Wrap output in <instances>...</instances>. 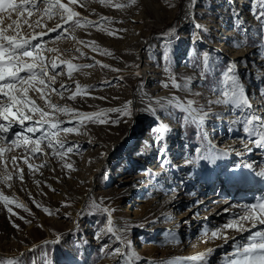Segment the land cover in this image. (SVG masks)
I'll return each instance as SVG.
<instances>
[{"label": "rangeland", "instance_id": "rangeland-1", "mask_svg": "<svg viewBox=\"0 0 264 264\" xmlns=\"http://www.w3.org/2000/svg\"><path fill=\"white\" fill-rule=\"evenodd\" d=\"M116 3L126 6L116 8ZM73 7L89 20L109 17L111 20L103 22L104 27L122 31L113 35L95 27L73 30L69 24L68 34L62 33L59 39L54 32L45 35L41 43L57 50L44 51L46 57H56L57 63L65 60L77 65H93L74 70L71 78L66 74L57 76L54 87L59 89L61 83H65L70 90L65 92L64 98L53 94L52 101L83 113L123 109L131 102L128 105L131 114L107 112L101 117L106 123L87 122L80 126L79 134L60 132L59 139L66 142V147L78 145V150L66 153L63 159L51 153L52 162L47 161L46 165L45 155L30 158V163L44 165L34 175L20 159L29 155L22 148L13 147L12 151L4 153L13 181L10 188L0 182V191L26 204L29 211L12 204L17 214L12 215L0 201V258L15 257L21 264H125L120 257L108 253L116 247L122 252L129 248L113 235L101 233L110 215L114 227L127 230L125 239L130 242L131 251L137 254L133 264H164L166 261L199 264L182 258L207 249H214L209 264H225L235 244L244 241L249 233L228 230L227 235L235 240L224 242L210 240L209 230L222 227L237 214H243L242 205L264 200V182L258 180L260 195L244 189L242 194H247V200L238 199L239 196L235 200L228 193L233 201L220 211L214 209L215 199L228 196L225 195L228 186L241 190V183L229 179L228 170L233 164H252L257 170L264 169V149L256 148L250 142L252 138L242 131L239 110L211 102L218 98L215 89L222 71L231 63L238 70L254 110L264 113V38L259 34L261 22L255 14L260 8L258 0H135L134 3L77 0ZM36 19L34 12L31 21ZM8 23L6 19L5 26ZM42 23L44 27L34 30L25 26L22 34L31 38L40 32L47 33L63 21L58 17L50 20L45 17ZM199 23L202 28L195 27ZM81 41H95L111 54L93 51ZM205 53L211 57L210 66L204 64ZM101 64L110 67L104 68ZM62 69L63 73L67 72L66 65ZM49 75L55 73L49 69ZM172 77L181 85L187 79V87H174ZM76 82L82 87L88 86L87 94L69 99L76 90ZM164 83L168 86H163ZM140 89L157 96L167 95L176 100L173 103L194 100L196 106L209 115L203 123H185L184 113L173 103L147 101L155 109V115L146 116L144 112L149 108L140 105L144 100L134 99ZM29 96L50 111L39 94L29 92ZM58 115L61 120L68 118L63 120L65 127L74 126V120L67 123L70 113ZM164 122L169 128L160 138L153 128L163 127ZM24 127L16 124L12 131L23 132ZM209 143L217 154L219 147L230 153L224 162L218 159L215 164H209L196 157V150L208 149ZM7 145L5 141L0 147ZM40 147L44 151L50 149L46 143H41ZM129 152L134 160L128 156ZM104 155H107V164L94 177L97 182L90 191L91 174L86 169L91 166L95 169ZM13 156L24 169L23 182L16 178L11 165ZM189 160L195 163L190 164ZM3 172L4 164L0 160V174ZM134 175H138L135 182L130 180ZM111 176L115 180L109 184L106 180ZM117 178L122 179L117 181ZM174 182L177 187H190L183 194L188 198L183 206H178L180 201L175 194L178 188L170 185ZM131 186H134L131 193L119 197L121 190ZM87 191L90 193L85 196ZM139 199L143 202H136ZM45 208L52 210V214L46 213ZM223 210V217L218 218ZM261 227L264 226L257 225L252 231ZM98 233L100 239H97ZM104 245L108 246L107 250H102ZM34 246L38 247L30 251Z\"/></svg>", "mask_w": 264, "mask_h": 264}, {"label": "snow or ice", "instance_id": "snow-or-ice-1", "mask_svg": "<svg viewBox=\"0 0 264 264\" xmlns=\"http://www.w3.org/2000/svg\"><path fill=\"white\" fill-rule=\"evenodd\" d=\"M100 2L111 3L112 0H100ZM128 2L134 3L135 0H128ZM76 3L77 0H67V2H64V0H0V144L8 141L7 146L0 147V160L4 164V172L0 174V182L6 184L9 188L12 187L13 174L7 171L8 161L4 159L6 151L10 152L15 147L22 148L25 153H28L29 155H25L20 159L23 160L24 164L28 165L29 173L34 175L44 165H34L29 162L30 158L47 155L40 147L41 143H46L47 147L52 149L53 156L63 159L66 153L78 150V145L66 147V142L59 139L60 132L79 134L80 126L87 122L106 123L107 120L101 117L105 116L107 112H120L122 115L131 114L128 110V105L131 102H127L123 109H105L98 113H83L71 109L68 105L61 106L52 101L51 97L53 94L64 98L65 92L70 90V86L65 83H61L59 89L54 87L57 76L66 74L71 78L74 70L92 67L93 65H77L65 60L57 63L56 57H46L43 54L44 51L54 52L57 50L46 48L41 43L43 37L54 32L56 33L55 38L59 39L62 33L68 34L67 26L69 24L72 25L73 30L77 27H95L113 35L117 31H122L104 27L103 22L110 21L111 18L109 17H101L99 21L82 17L73 7ZM258 3L260 8L255 10V14L256 18L261 22L259 34L264 38V0H258ZM125 6V4L121 3L114 4L116 8H123ZM34 12L37 14V19L33 22L31 18ZM13 14H15V19H13ZM45 17L49 20L58 17L63 23L57 24L55 28L48 29L47 33L40 32L31 36V38L22 34L25 26L33 30L35 27H44L45 25H43L42 21ZM6 19L10 23L5 26ZM195 27L202 28L199 24L195 25ZM240 27L242 31L246 32V29H243L242 26ZM80 43L92 47L93 51H98L105 55L111 54L109 50L100 48L95 41H81ZM76 51L80 52V49L77 48ZM81 55H84V53L81 52ZM163 59L167 60V53L164 54ZM203 61L206 66L211 65L209 54H204ZM96 63L100 62L97 61ZM64 65L67 67L66 73H63L62 66ZM101 66L104 68L110 67L106 64H101ZM58 68L61 71H56ZM49 69L55 75H49ZM171 79L174 87H187V79L183 85L176 82L175 77ZM104 83L110 82L104 81ZM163 86L167 87L168 84L164 83ZM87 87H82L76 82V90L69 96V99L74 100L77 95L87 94ZM215 91L218 93V98L211 103L228 105L239 110L242 131L252 138L250 142L256 148L264 149V113L254 110V106L250 102L245 88L239 79L238 70L233 64L230 63L222 71L218 87ZM29 92L39 94V98L44 100L46 108L50 111L40 107L29 96ZM169 103H173V101H169ZM173 106L184 113L183 121L185 123H203L209 115L208 112L200 110L194 100L173 103ZM149 111H152L153 115H155V109L151 108V106H149ZM59 113H70L71 119L67 123H72L74 120V126L65 127L64 124L66 122L59 119ZM26 122L29 123L26 125ZM115 122L118 123L119 120ZM16 124L25 126L24 131H12ZM153 132L159 134L160 138H163L166 129L162 126H155ZM35 133H40V135L33 139L32 135L29 134ZM248 150L251 151L250 148ZM225 156L218 155L216 150L211 148L210 143L208 149L196 150V157L209 164H215L218 159H224ZM187 162L190 164L195 163L194 160ZM46 164L47 161H45ZM11 165L15 170L16 178L23 182L24 169L19 166L16 156L11 157ZM66 167L71 168V165H66ZM228 171L229 179L237 183L251 180L264 182V169L257 170L252 164L235 163ZM36 183L39 185L40 182L36 181ZM0 201L4 203L7 211L12 215H17L10 206L12 204L23 208L25 211H29L26 204H23V202L18 201L14 197L5 195L2 191H0ZM37 207H40L39 203H37ZM241 207L243 208V214H237L222 227L209 230L210 236L208 238L210 240L219 239L227 242L230 239L235 240V237L227 235L228 230L241 234L248 232L249 235L244 241L235 244L232 253L225 258V264H264V227H261L260 230L252 231L257 225L264 226V200L242 205ZM44 211L52 214V210L48 208H45ZM20 219L24 218L20 217ZM248 224L251 227H246ZM14 226L19 227L18 225ZM126 231V229L121 230L114 227V222L110 215L107 219V226L101 229V233L113 235L122 245L129 248V251L122 252L120 247H116L108 254L120 257L122 261H125V264H133V260L137 258V254L131 251L130 242L125 239ZM205 235L207 236L208 232H205ZM100 238L101 235L98 233L97 239ZM36 247L38 246H34L30 251H35ZM107 248V245L102 246V250H107ZM213 251L214 249H207L205 252L182 259L199 262V264H209V256ZM21 256H23V253H21ZM0 264H21V262L15 257H10L0 258ZM164 264H171V261H166Z\"/></svg>", "mask_w": 264, "mask_h": 264}, {"label": "bare ground", "instance_id": "bare-ground-1", "mask_svg": "<svg viewBox=\"0 0 264 264\" xmlns=\"http://www.w3.org/2000/svg\"><path fill=\"white\" fill-rule=\"evenodd\" d=\"M189 9V8H188ZM212 18V17H211ZM199 25H201L202 26V24L201 23H199ZM225 43V42H224ZM226 45V44H225ZM234 57H236V56H234ZM234 59H236V58H234ZM144 72H146L147 73V71H146V69H144ZM134 99L137 101V102H140V100H144V102H140V105H142V106H144L145 108H149V106H151V104L149 103V102H147V101H154L156 104H160V103H164V104H170L169 103V101H173V102H176V100H173L172 98H170L169 96H167V95H153V94H151V93H145L142 89H140L138 92H137V94H135L134 95ZM135 101V102H136ZM41 106V105H40ZM152 107V106H151ZM151 114H153V112L152 113H150V111H149V109H147V111L146 112H144V115H146V116H151ZM38 118V117H37ZM145 118V117H144ZM60 119V118H59ZM65 119H68L67 117H65L64 119H62V120H65ZM61 120V119H60ZM29 122H26V125L28 124ZM163 127L166 129V131L168 130V128H169V126H168V124L167 123H163ZM36 134V133H35ZM31 135H34V134H31ZM219 150H220V152L218 153V155H222V156H225V154H226V156H225V158L224 159H219L220 160V162L221 161H223L224 162V160L225 159H227V156H229V154L230 153H225L224 152V148L223 147H219L218 148ZM46 153H47V155H45L46 157H45V159H44V161H48V162H52V161H50V154L52 153V149L50 148V149H48V150H46L45 151ZM128 156H131L130 158H131V160H134V156H133V154H131L130 152H129V154H128ZM242 156V155H241ZM106 160H107V155H104L101 159H100V161H98V164H96V168L95 169H93V166H91L90 168H88V170L86 169V172H89V174H91V177H90V191L92 190V188L94 187V183H96L97 182V180H94V177L96 176V175H98L104 168H105V166H106V164H107V162H106ZM48 168V167H47ZM181 168H182V166H181ZM180 168V169H181ZM227 169H228V167H227ZM84 177H85V175H83ZM84 177H82L81 179H84ZM138 177V175H134L133 177H131V181H133V182H135L136 181V178ZM120 179H122V178H117L116 180L118 181V180H120ZM79 180H80V178H79ZM112 180L114 181L115 180V177L114 176H111V177H109L106 181H107V183H111L112 182ZM183 181V180H182ZM250 182V183H249ZM180 183H182V182H179L178 184H180ZM256 183L258 184V185H256ZM177 183H171L170 185H171V187H174V186H176L177 187V185H176ZM183 184H189V183H187V182H184ZM252 185V187H250ZM260 185L261 184H259L258 183V180H252V181H248V182H243V183H241V189H245V188H247V189H245V190H250V192L251 193H256L257 192V194H261V188H260ZM264 187V186H263ZM178 188V192H175V194L178 196V199H177V201H180V203L178 204V206H183L185 203H186V201L188 200V198L185 196V195H183L184 194V192L187 190V188H190L189 187V185L188 186H186V187H177ZM133 189H134V186H131V187H128V188H125V189H123V190H121L120 192V194H119V197H123L124 195L126 196L127 194H129V193H131L132 191H133ZM238 191H239V189H237ZM225 192V191H224ZM223 192V193H224ZM88 193H90L89 191H87L86 192V194H85V196L88 194ZM222 194V193H221ZM238 194H239V192H238ZM84 196V197H85ZM231 196H233V195H231ZM231 196H217L216 197V199H215V202H214V209H217V211H220L221 209H223L224 207H226L227 205H228V203L229 202H231V201H233V199H231L230 197ZM239 195H237V196H235L234 197V199L236 200V197H238ZM176 197V196H175ZM174 197V198H175ZM200 197V196H199ZM211 197H213V196H211ZM98 198V197H97ZM201 199V198H200ZM207 199V198H206ZM212 199V198H211ZM85 199H83V201H84ZM163 200V199H162ZM143 202L142 200H136V202ZM155 201H158V200H155ZM201 202V201H200ZM203 202V201H202ZM197 205H199V204H197ZM209 205V204H208ZM206 206V205H205ZM194 207V206H193ZM197 207V206H196ZM191 208H192V206H191ZM190 208V209H191ZM198 208V207H197ZM213 208V207H212ZM198 210V209H197ZM189 213V212H188ZM224 213H225V211L223 210L221 213H219L218 215H217V217L219 216V217H223V215H224ZM184 214V213H183ZM186 214H187V212H186ZM205 214H209V213H205ZM184 215H182L181 217H183ZM209 216V215H208ZM185 217V216H184ZM218 217V218H219ZM200 218V217H199ZM201 219V218H200ZM198 220V219H197ZM238 234V233H237ZM145 247H147V246H145ZM147 250V249H146Z\"/></svg>", "mask_w": 264, "mask_h": 264}]
</instances>
